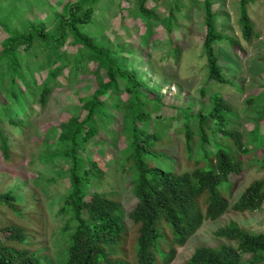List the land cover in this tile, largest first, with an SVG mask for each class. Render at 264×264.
<instances>
[{"label":"trees","instance_id":"1","mask_svg":"<svg viewBox=\"0 0 264 264\" xmlns=\"http://www.w3.org/2000/svg\"><path fill=\"white\" fill-rule=\"evenodd\" d=\"M97 1L78 0L56 12L52 34H48L41 23L21 33L0 24L10 33L0 50V111L7 122L21 132L30 125L29 116L35 108H44L64 70L67 73L80 71L81 79H85L88 78L87 64H95V69L90 71V78L95 82L93 91L88 96L78 97L82 111L70 115L58 126L48 127L55 131L52 143L47 142L49 136L44 139L47 148L54 151L51 155L46 150L45 160L62 157L69 162L70 186L60 207L67 219L61 230L64 237L54 257L56 261L30 250L27 230L7 223L0 224V264H170L177 248L183 246L204 221L216 220L228 209L238 213L255 212L264 203V177L251 181L237 199L230 202L238 176L243 172L240 152L250 150L244 144L249 143L254 149L264 148L262 95L252 99L260 104L247 121L254 125L247 139H242L239 132L226 125L223 112L230 111L231 106L221 94L208 96L212 103L210 110L199 107L195 112L185 111L183 126L178 132L184 130L183 149L195 164L191 170L181 171L179 157L171 156L173 151L177 155L180 140L174 137L172 145L164 144L166 149L171 148L169 152L156 151L154 146L161 136L148 128L152 126L150 120L142 124L154 110L146 104L149 101L161 104V85L145 82L137 69L127 66L126 56L111 53L102 36L98 39L91 30L86 31V26L93 24V6ZM253 1L239 0L242 34L249 41L252 36H258L247 12V4ZM142 4L139 10L146 11L147 7ZM174 4L176 8L179 6L177 0ZM203 9L206 78L226 83L214 49V43L224 36L216 28L211 0H204ZM151 27V22L145 24L147 38L151 36ZM69 38L71 44L79 46L71 57L62 49ZM35 40H38L36 47L43 53L42 58L23 66L18 49L24 52L32 49ZM236 50H243L239 40ZM102 69L106 71L107 80L100 75ZM119 80L124 82L123 92L130 94L125 101L121 98ZM114 110L124 111L123 140L128 147L123 151L121 167H129L122 181H128L129 191L136 199L128 211L115 193L95 190L104 169L85 151L88 142L99 133V122H106ZM4 132L0 116V155L8 160L11 144ZM195 142L199 149L196 157ZM163 152L169 157L165 154L163 157ZM158 157L162 161H157ZM18 194L12 189L0 192V206L22 216L20 205L24 201ZM131 231L136 235L132 252L129 249ZM214 234L226 242L216 247H195L183 264H264L263 232L251 231L230 221Z\"/></svg>","mask_w":264,"mask_h":264},{"label":"rangeland","instance_id":"2","mask_svg":"<svg viewBox=\"0 0 264 264\" xmlns=\"http://www.w3.org/2000/svg\"><path fill=\"white\" fill-rule=\"evenodd\" d=\"M76 1L0 0V24L21 33L41 23L48 34H52L55 31L56 12ZM177 1L179 6L176 8L175 0H98L93 6V24L87 25L86 31L90 33L91 30L98 39L103 37L111 53L126 56L127 66L137 69L145 82L161 85V104L150 101L146 104L154 110L149 112L142 124L150 120L152 126L148 128L156 130L161 136L154 146L156 151L169 152L171 148L166 149L164 144L173 143L174 137L180 140L177 155L173 151L171 156L179 157V169L185 171L191 170L195 161L183 149L184 130L178 132L183 126L182 117L185 111L195 112L199 107L210 110L212 103L208 96L213 93L221 94L231 106L230 111L223 112L226 125L239 132L242 139L251 137L249 131L254 125L247 121L253 117L260 104V101L252 102V99L261 94L260 100H264V0L247 4L253 31L258 35L252 36L250 41L242 34L239 0H211L216 28L224 36L214 43L220 67L227 78V82L222 84L206 78L204 0ZM140 4L147 7V10L140 11ZM150 22L151 36L147 38L148 33L144 35L145 24L147 26ZM9 35L0 26V50L4 38ZM70 40L62 49L67 50L71 57L79 46L71 44ZM238 40L244 54L236 50ZM38 44V40H35L32 49L25 52L24 49H18L23 66L42 58L43 53H39ZM35 52L38 56H34ZM94 69V63L87 64L85 73L88 78L85 79H81L80 71L67 73L64 70L57 78L56 87L44 108H35L29 116L30 125L23 132L8 123L0 111L4 134L11 144V158L7 160L0 155V192L12 189L24 201L20 205L22 216L12 214L6 206H0V224L14 223L25 228L27 247L52 259L64 237L61 230L67 216L60 212V207L70 186L67 171L69 162L62 157L45 160L43 154L46 150L51 155L54 151L47 148L44 139L47 135L50 137L47 142L52 143L55 131L48 127L58 126L70 115L82 111L78 97L88 96L93 91L95 82L90 78V71ZM100 75L107 80L104 69L100 70ZM119 83L121 98L125 101L130 94L123 92L124 82L119 80ZM123 112L114 110L106 122H99V133L88 142L85 151L104 169L95 190L115 193L128 211L133 208L136 199L129 191L128 181H122L129 167H121L123 151L128 147L123 140L126 133L122 130ZM261 125L264 128V121ZM244 147L250 150L240 152L243 172L238 176L231 203L251 181L264 177V148L254 149L249 143L244 144ZM198 151V143L195 142V157ZM164 154L169 157L166 152L161 155L165 157ZM157 161H162V158L158 157ZM230 221L251 231L264 233V203L255 212L238 213L228 209L218 219L204 221L186 243L177 248L170 264H183L199 245L216 247L225 243L226 240L216 236L214 231ZM130 233L129 249L132 252L136 235L133 231Z\"/></svg>","mask_w":264,"mask_h":264}]
</instances>
